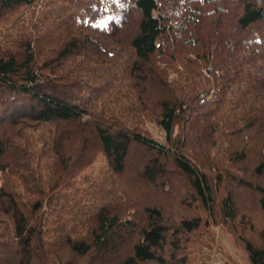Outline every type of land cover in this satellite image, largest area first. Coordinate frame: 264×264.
Instances as JSON below:
<instances>
[{"label":"trees","instance_id":"trees-1","mask_svg":"<svg viewBox=\"0 0 264 264\" xmlns=\"http://www.w3.org/2000/svg\"><path fill=\"white\" fill-rule=\"evenodd\" d=\"M214 227L264 264V0H0V264H211Z\"/></svg>","mask_w":264,"mask_h":264},{"label":"rangeland","instance_id":"rangeland-1","mask_svg":"<svg viewBox=\"0 0 264 264\" xmlns=\"http://www.w3.org/2000/svg\"><path fill=\"white\" fill-rule=\"evenodd\" d=\"M155 137L162 138L161 134L154 126L149 125ZM106 168V161L103 156L98 157L90 168L85 173L98 175ZM82 186L85 183H81ZM215 243L210 250H206V254L210 257L211 264H250L248 255L244 249L235 245L231 233L221 227H214Z\"/></svg>","mask_w":264,"mask_h":264}]
</instances>
